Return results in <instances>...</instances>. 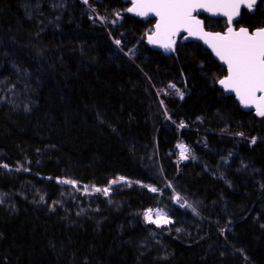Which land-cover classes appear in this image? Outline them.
I'll list each match as a JSON object with an SVG mask.
<instances>
[{
  "label": "trees",
  "instance_id": "16d2710c",
  "mask_svg": "<svg viewBox=\"0 0 264 264\" xmlns=\"http://www.w3.org/2000/svg\"><path fill=\"white\" fill-rule=\"evenodd\" d=\"M126 7L0 0V264H264V116ZM236 26L264 28V0Z\"/></svg>",
  "mask_w": 264,
  "mask_h": 264
},
{
  "label": "water",
  "instance_id": "95a60500",
  "mask_svg": "<svg viewBox=\"0 0 264 264\" xmlns=\"http://www.w3.org/2000/svg\"><path fill=\"white\" fill-rule=\"evenodd\" d=\"M260 0H121L128 4L124 14L139 20H153L145 37L149 48L171 55L175 43L199 44L225 70L217 82L224 96L235 99L243 112L264 116V28L249 31L234 28L241 10L249 13ZM204 16L223 19V32L204 28ZM180 154L179 159L183 160Z\"/></svg>",
  "mask_w": 264,
  "mask_h": 264
},
{
  "label": "rangeland",
  "instance_id": "374dc122",
  "mask_svg": "<svg viewBox=\"0 0 264 264\" xmlns=\"http://www.w3.org/2000/svg\"><path fill=\"white\" fill-rule=\"evenodd\" d=\"M80 2H82L83 4L86 3V0H79ZM56 2H59V0H52V3H56ZM103 20V19H101ZM104 21V20H103ZM150 30L146 31L145 34H148ZM177 152L178 154H182L185 156V150L182 146H178L177 147ZM151 191H153V189L150 188ZM102 192L104 194H108L109 193V190L106 188V189H103ZM145 218L147 220H150L152 223H156V224H161V223H166V222H169L168 219H166V217L161 214L160 212H158L157 210H153L149 213H147L145 215Z\"/></svg>",
  "mask_w": 264,
  "mask_h": 264
},
{
  "label": "flooded vegetation",
  "instance_id": "af4514ba",
  "mask_svg": "<svg viewBox=\"0 0 264 264\" xmlns=\"http://www.w3.org/2000/svg\"><path fill=\"white\" fill-rule=\"evenodd\" d=\"M255 8V7H254ZM254 10V9H253ZM242 11V10H241ZM246 11V10H245ZM247 12V11H246ZM240 14H241V12H240ZM202 17H204V16H201V18ZM203 19V18H202ZM209 19V18H208ZM210 20H214V19H210ZM216 20V19H215ZM217 20H219V19H217ZM220 20H223V19H220ZM204 21V20H203ZM224 21V20H223ZM224 23H225V21H224ZM238 23V22H237ZM237 23H235L234 25H233V27L234 28H239L238 26H236L237 25ZM225 28H226V23H225ZM225 28L223 29V31L225 30ZM223 31H221V32H223ZM178 41V40H177ZM180 41V40H179Z\"/></svg>",
  "mask_w": 264,
  "mask_h": 264
},
{
  "label": "bare ground",
  "instance_id": "6f19581e",
  "mask_svg": "<svg viewBox=\"0 0 264 264\" xmlns=\"http://www.w3.org/2000/svg\"><path fill=\"white\" fill-rule=\"evenodd\" d=\"M127 5V7H128V4H126ZM127 7H126V9H127ZM125 15H127V14H125ZM131 17V16H130ZM133 18V17H132ZM144 21V20H143ZM152 32V30H150L149 31V34Z\"/></svg>",
  "mask_w": 264,
  "mask_h": 264
}]
</instances>
